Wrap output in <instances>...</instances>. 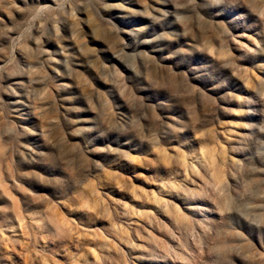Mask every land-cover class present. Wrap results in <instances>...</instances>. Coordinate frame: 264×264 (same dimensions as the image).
I'll return each mask as SVG.
<instances>
[{
  "label": "rangeland",
  "instance_id": "rangeland-1",
  "mask_svg": "<svg viewBox=\"0 0 264 264\" xmlns=\"http://www.w3.org/2000/svg\"><path fill=\"white\" fill-rule=\"evenodd\" d=\"M0 264H264V0H0Z\"/></svg>",
  "mask_w": 264,
  "mask_h": 264
}]
</instances>
